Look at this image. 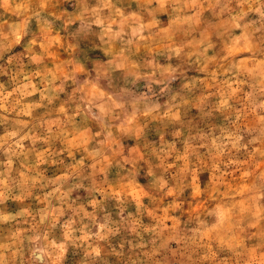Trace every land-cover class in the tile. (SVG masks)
<instances>
[{
    "label": "clouds",
    "instance_id": "obj_1",
    "mask_svg": "<svg viewBox=\"0 0 264 264\" xmlns=\"http://www.w3.org/2000/svg\"><path fill=\"white\" fill-rule=\"evenodd\" d=\"M264 264V0H0V264Z\"/></svg>",
    "mask_w": 264,
    "mask_h": 264
},
{
    "label": "rangeland",
    "instance_id": "obj_2",
    "mask_svg": "<svg viewBox=\"0 0 264 264\" xmlns=\"http://www.w3.org/2000/svg\"><path fill=\"white\" fill-rule=\"evenodd\" d=\"M35 259L37 261V264H46L47 258L42 253H36Z\"/></svg>",
    "mask_w": 264,
    "mask_h": 264
}]
</instances>
